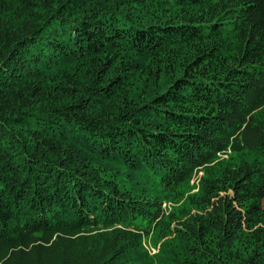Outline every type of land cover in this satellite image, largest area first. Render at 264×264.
Here are the masks:
<instances>
[{
    "label": "trees",
    "instance_id": "16d2710c",
    "mask_svg": "<svg viewBox=\"0 0 264 264\" xmlns=\"http://www.w3.org/2000/svg\"><path fill=\"white\" fill-rule=\"evenodd\" d=\"M263 206L264 0H0V264H264Z\"/></svg>",
    "mask_w": 264,
    "mask_h": 264
},
{
    "label": "rangeland",
    "instance_id": "374dc122",
    "mask_svg": "<svg viewBox=\"0 0 264 264\" xmlns=\"http://www.w3.org/2000/svg\"><path fill=\"white\" fill-rule=\"evenodd\" d=\"M260 225L262 228H264V206H263V211H262V215L260 216Z\"/></svg>",
    "mask_w": 264,
    "mask_h": 264
},
{
    "label": "built area",
    "instance_id": "2783aa9c",
    "mask_svg": "<svg viewBox=\"0 0 264 264\" xmlns=\"http://www.w3.org/2000/svg\"><path fill=\"white\" fill-rule=\"evenodd\" d=\"M153 252L155 253L156 251H155V250H153Z\"/></svg>",
    "mask_w": 264,
    "mask_h": 264
}]
</instances>
